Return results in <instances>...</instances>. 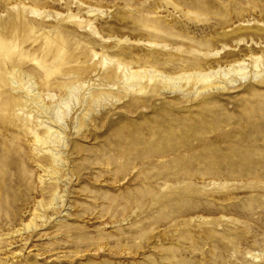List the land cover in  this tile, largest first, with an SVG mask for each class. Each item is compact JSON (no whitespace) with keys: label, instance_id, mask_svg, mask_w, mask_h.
I'll use <instances>...</instances> for the list:
<instances>
[{"label":"rangeland","instance_id":"obj_1","mask_svg":"<svg viewBox=\"0 0 264 264\" xmlns=\"http://www.w3.org/2000/svg\"><path fill=\"white\" fill-rule=\"evenodd\" d=\"M0 264H264V0H0Z\"/></svg>","mask_w":264,"mask_h":264}]
</instances>
